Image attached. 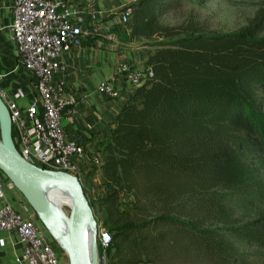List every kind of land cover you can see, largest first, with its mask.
Returning <instances> with one entry per match:
<instances>
[{"label":"trees","instance_id":"16d2710c","mask_svg":"<svg viewBox=\"0 0 264 264\" xmlns=\"http://www.w3.org/2000/svg\"><path fill=\"white\" fill-rule=\"evenodd\" d=\"M179 3L127 6L133 34L158 39L152 75L91 151L104 169L107 264H239L233 235L264 248V8L249 26L209 33L161 24ZM218 187L228 198L204 197ZM122 194L134 197L128 209ZM236 205L258 212L234 219Z\"/></svg>","mask_w":264,"mask_h":264},{"label":"crops","instance_id":"0c3cea01","mask_svg":"<svg viewBox=\"0 0 264 264\" xmlns=\"http://www.w3.org/2000/svg\"><path fill=\"white\" fill-rule=\"evenodd\" d=\"M69 1L86 9L88 13H96L99 18L90 22V33L83 35L80 45L63 51L61 55L63 68L55 73L53 80L63 81L66 90L77 97L74 107L68 108L64 113L62 125L66 138L83 144L88 155L83 158L74 155L72 159L80 173L93 176L96 182L103 185L102 158L98 157L99 161L96 162L91 151L95 153L94 149L100 146L102 133L115 128L114 120L117 114L152 75V68L148 63L150 45L143 44V40L133 34L131 25L124 24L121 20L120 9L131 0ZM15 2L16 0H0V94L7 104L16 101L26 113L38 96L37 78L22 65L13 38ZM95 26L97 32L92 31ZM109 33H112V37L107 36ZM124 64L129 66L130 70L143 72L140 84L122 69ZM107 79L112 81L119 91L118 96L109 97L99 90L100 82ZM18 93L20 97L16 98ZM42 112L43 108L40 106L39 114ZM2 178L7 182L11 181L5 173ZM8 198L18 212L31 217L36 215L35 221L41 227H45L16 186L9 191ZM3 203L4 201L0 199V207ZM45 229L48 232L46 227ZM23 247L24 243L16 231L0 230L1 264H27L15 260L16 256L22 253ZM60 255L64 263L68 264V258L64 254Z\"/></svg>","mask_w":264,"mask_h":264},{"label":"built area","instance_id":"2783aa9c","mask_svg":"<svg viewBox=\"0 0 264 264\" xmlns=\"http://www.w3.org/2000/svg\"><path fill=\"white\" fill-rule=\"evenodd\" d=\"M136 1L131 0L130 3ZM128 4L120 14L124 24L130 21L131 10L127 7ZM97 18L99 15L96 13H88L86 9L69 0L15 2L13 38L22 65L37 78L38 96L26 113L16 101H11L7 105L12 119L14 143L20 153L36 165L77 175L80 174L79 168L72 157L76 155L83 158L88 155L83 144L66 138L62 125L64 113L68 108L74 107L77 97L66 90L63 81L55 82L53 78L55 73L63 68L61 62L63 51L80 45L83 35L90 33V22ZM92 31L97 32L96 26ZM107 36L112 37V33ZM122 67L136 83L142 82V71L130 70L126 64ZM99 90L109 97L119 94L112 81L108 79L100 82ZM18 97L20 93L16 94V98ZM40 106L43 108L42 114H39ZM93 159L99 161L98 157ZM3 174L0 168V199L4 201L0 207V230L16 231L24 243L22 253L15 258L16 262L65 264L61 259L62 255L55 251L53 243L47 237L45 227H41L33 217L18 212L10 202L7 190L13 189L15 185L11 181H5L2 178ZM112 240L113 235L107 228L97 226V243L102 249L99 261L102 264H107L106 250ZM64 253L67 254L66 251Z\"/></svg>","mask_w":264,"mask_h":264},{"label":"rangeland","instance_id":"374dc122","mask_svg":"<svg viewBox=\"0 0 264 264\" xmlns=\"http://www.w3.org/2000/svg\"><path fill=\"white\" fill-rule=\"evenodd\" d=\"M125 6L120 10H123ZM263 8L264 0H180L179 5L160 16L159 21L163 25L171 26L192 22L205 32L209 33L237 31L241 28L249 26ZM262 34H264V31ZM157 39L158 36L155 35L150 38V41L147 42L142 37H140V40H143V44L147 45L152 44L149 42H153ZM149 49L153 50L154 47L149 46ZM78 175H80L83 179L86 190L90 197V209L93 218L96 220L97 224H106L109 227L110 225L105 221L106 207L103 205L101 199L105 194L104 186L96 182L93 176H90L89 174L80 173ZM9 191L10 190H7L8 194ZM226 193H230V191L222 190L220 187H218L213 188L211 192H207L204 197H213V194H217L222 198H228ZM133 200L134 197L132 195L122 194L117 202V206L120 210L128 209L130 208ZM30 206L31 209L33 208V211L36 213V209H34L31 204ZM263 208L264 205L261 206V209ZM70 212L71 206L65 205L64 213L70 215ZM257 212L258 210L250 209L249 206L236 205L233 207L231 213L234 219L246 221ZM35 216L36 215H32L33 218ZM207 224H209V222ZM213 224L214 226L222 225V223L217 221H214ZM44 231L49 240L53 243L55 251L57 253H64L65 250L61 248L60 243L53 240L45 228ZM227 238L233 244L235 251L240 253L242 256L239 264H264V248L247 242L234 235L227 236ZM101 251L102 249L98 247L99 255L101 254ZM64 256L68 258L66 253H64ZM107 261L109 260L107 259ZM100 263L102 264L101 261Z\"/></svg>","mask_w":264,"mask_h":264},{"label":"water","instance_id":"95a60500","mask_svg":"<svg viewBox=\"0 0 264 264\" xmlns=\"http://www.w3.org/2000/svg\"><path fill=\"white\" fill-rule=\"evenodd\" d=\"M0 168L22 192L28 202L36 209L43 225L48 229L52 237L59 243L43 221L39 213V206L34 202L33 180L40 179L49 183L60 184L67 187L71 193L72 208L67 222L68 248L65 249L68 255V264H91L88 247L86 243V232L89 216L93 219L95 237L97 240V223L93 218L90 202L84 192L80 177L70 172L45 168L36 165L26 159L16 147L13 140L12 119L7 103L0 94ZM98 264L99 252L96 241Z\"/></svg>","mask_w":264,"mask_h":264},{"label":"bare ground","instance_id":"6f19581e","mask_svg":"<svg viewBox=\"0 0 264 264\" xmlns=\"http://www.w3.org/2000/svg\"><path fill=\"white\" fill-rule=\"evenodd\" d=\"M34 203L40 208V216L61 246L68 248L67 222L70 215L64 213V206L72 208L69 189L60 184L49 183L40 179L33 180ZM89 216L86 243L91 264H98L95 229L93 219Z\"/></svg>","mask_w":264,"mask_h":264}]
</instances>
